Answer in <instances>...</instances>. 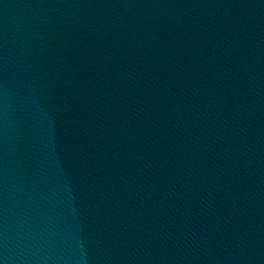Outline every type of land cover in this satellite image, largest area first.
<instances>
[{"label": "water", "instance_id": "1", "mask_svg": "<svg viewBox=\"0 0 264 264\" xmlns=\"http://www.w3.org/2000/svg\"><path fill=\"white\" fill-rule=\"evenodd\" d=\"M0 264H264V0H0Z\"/></svg>", "mask_w": 264, "mask_h": 264}]
</instances>
